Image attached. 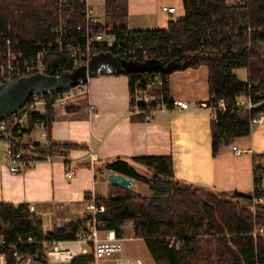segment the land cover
Listing matches in <instances>:
<instances>
[{
    "label": "trees",
    "instance_id": "1",
    "mask_svg": "<svg viewBox=\"0 0 264 264\" xmlns=\"http://www.w3.org/2000/svg\"><path fill=\"white\" fill-rule=\"evenodd\" d=\"M235 1L183 0L184 18L170 21L166 28L134 30L127 24L128 0H105L104 22L93 24L97 31L112 34L118 42L112 47L100 43L98 48L102 50L97 49L96 54L109 52L139 61L155 57L165 63L179 60L182 65L177 69L208 67V106L221 98L229 104L226 113L218 112L217 119L211 120L214 155L235 139L250 135L254 119L264 113V0ZM86 8L87 0H0V49L6 51L12 43L26 60L47 48L49 73H67L74 68L68 46H84L86 42L84 33L77 28L85 20ZM61 21L66 26L61 36L62 49L57 43L59 35L52 31ZM6 60V56L0 57V62ZM242 68L248 74L245 81L235 72ZM126 74L131 92L137 81L147 87L154 77L161 76L163 87L152 85L153 91L161 92L172 103L171 73ZM242 95L257 103L254 109L232 108L235 99ZM54 111L55 103L49 102L45 115L33 112L30 130L43 120L50 134ZM16 142V151H25V157L37 153L39 159L49 155L66 158L72 149L80 147L69 142H24L19 137ZM136 165L145 166L148 174ZM104 171L119 172L148 185L149 193L142 194L133 187L127 189L109 181L110 192L106 196L87 192L85 199L105 206L97 218L118 236L124 237L126 225L131 222L134 235L144 238L156 264H264V232L260 229L264 224V203L257 200L264 197L261 167L255 166L251 193L217 192L181 180L175 175L171 155L115 157L101 166L99 173ZM239 202L244 204L240 206ZM253 206L258 207L256 211ZM87 221L76 219L43 232L41 217L27 203L0 202V235L13 241L33 236L75 239ZM20 248L24 255L36 256L39 264L48 263L43 245ZM93 258L87 254L69 262L92 264ZM19 260L8 254L7 264H22Z\"/></svg>",
    "mask_w": 264,
    "mask_h": 264
},
{
    "label": "crops",
    "instance_id": "2",
    "mask_svg": "<svg viewBox=\"0 0 264 264\" xmlns=\"http://www.w3.org/2000/svg\"><path fill=\"white\" fill-rule=\"evenodd\" d=\"M128 3L127 24L134 30L166 28L186 14L183 0ZM87 5L104 22L105 0H87ZM163 6H174L175 11L168 13ZM235 72L239 79L247 80L246 69ZM208 75L206 65L174 70L170 99L185 100L189 108L160 110L152 119H145L143 114L131 112L129 76L103 69L89 78L86 93L55 103L50 134L42 136L43 128L36 126L20 137L24 142H69L80 147L72 149L69 157L40 160L19 173L0 164V202L27 203L41 217L44 231L79 219L82 209L90 213L89 219L91 200L85 194L106 196L109 190V180L99 176L101 166L115 157L146 155H171L175 175L181 180L217 192L251 193L255 166H264V113L253 123L250 135L233 142L242 153L237 154L230 144L214 155ZM92 105L96 108L91 109ZM37 128L38 137L33 133ZM69 168L76 169L70 178L64 175ZM110 172L103 173L107 177Z\"/></svg>",
    "mask_w": 264,
    "mask_h": 264
},
{
    "label": "built area",
    "instance_id": "3",
    "mask_svg": "<svg viewBox=\"0 0 264 264\" xmlns=\"http://www.w3.org/2000/svg\"><path fill=\"white\" fill-rule=\"evenodd\" d=\"M163 10L168 13L175 11L174 6H163ZM85 20L77 28L85 35V45L74 47L72 44L68 46L70 49L74 64L73 67L87 64L90 59L96 54L100 43H106L112 47L117 41L112 34L105 32H99L93 24L99 23L97 15L87 5L85 11ZM65 23H61L52 28V31L59 35L57 43L62 49L61 36L63 35L66 26ZM105 35H111L112 40L105 38ZM103 43V44H104ZM48 49L44 48L38 50L31 57L26 60H22L24 55L22 52L18 53L13 49L12 43L8 45L6 51L0 49V56H6L7 60L0 62V83H4L6 80H17L23 76H29L35 73H49V67L46 64ZM132 53V51H130ZM19 58V59H18ZM141 82L137 81V85L133 92H131V112L143 114L145 119H152L157 111L160 110H173L176 108L188 109L189 103L182 99L171 100L169 104L164 95L161 92H154L152 85H158L163 87V79L161 76L154 77L153 82L149 83L147 87H141ZM87 92L86 84H78L71 87L69 90L58 93H46V94H34L26 102L25 106L5 117L0 121V164L8 168L12 173H19L23 170L31 168L40 160H51L53 157L46 156L43 159H39L37 153H31V157H25V151L15 150L16 139L22 137L25 133L30 131L31 124L30 118L33 112L40 115L46 114V105L49 102H65L75 96L81 95ZM257 103L253 102L249 96H239L233 102L232 108H246L251 110ZM229 104L224 98L217 101L215 105L209 106L212 111V119H217V113H226L229 109ZM91 109L96 108L94 105ZM259 117L255 118L253 123L259 121ZM36 126L43 128L41 135H48V130L45 127L43 120L36 122ZM21 139V138H20ZM48 142L47 144H49ZM232 149L237 153H242V149L237 147L236 144H232ZM76 174V169H66L64 175L68 178ZM263 200L262 197L257 199ZM90 208L92 209V217H89L86 226L78 231V235L75 239L70 240H49L41 238L40 236H33L27 240L13 241L5 235H0V264H7L8 254H11L14 258H23L21 261L24 264L28 261L31 264V260L36 256H27L21 252V248L24 245L41 244L44 246L43 254L48 263L71 261L75 257L81 255L92 254L94 262L92 264H143L142 261L137 259H131L124 255V238L117 235L114 229H109L106 224L97 218L98 214L105 211L104 205H96L94 200H91ZM261 231L264 232V226ZM101 231L104 232L102 235Z\"/></svg>",
    "mask_w": 264,
    "mask_h": 264
},
{
    "label": "water",
    "instance_id": "4",
    "mask_svg": "<svg viewBox=\"0 0 264 264\" xmlns=\"http://www.w3.org/2000/svg\"><path fill=\"white\" fill-rule=\"evenodd\" d=\"M182 63L172 60L165 63L159 58H149L144 61L124 59L113 53L94 54L87 64L74 67L62 75L35 73L20 77L17 80H6L0 83V121L25 106L34 94L64 92L78 84H86L90 77L98 75L103 69L110 72L138 73L161 72L172 73ZM107 179L124 188H132L135 179L119 172H110ZM23 258H20L21 262ZM24 264H30L26 261Z\"/></svg>",
    "mask_w": 264,
    "mask_h": 264
},
{
    "label": "rangeland",
    "instance_id": "5",
    "mask_svg": "<svg viewBox=\"0 0 264 264\" xmlns=\"http://www.w3.org/2000/svg\"><path fill=\"white\" fill-rule=\"evenodd\" d=\"M231 4L235 3L236 1L235 0H230L229 1ZM105 38L107 39H112L113 37L111 35H105ZM87 84V83H86ZM33 133L35 134L36 137L39 136L40 134V129H36L33 131ZM264 161V160H263ZM262 168V171H261V174H262V183L261 186L264 187V166H261ZM138 170L141 171L142 173H145V174H148V169L143 166V165H138ZM100 178L102 179H106V176L105 174L103 173H100ZM133 188L132 189H135L137 192H140L142 194H146V193H149V188H148V185L143 183V182H139V181H135V184L132 186ZM110 192V189L108 190V193ZM263 200H261L260 202L261 203H264V197H262ZM237 201H241V200H237ZM240 203V206L243 205L244 203L243 202H239ZM257 206H253V210L256 211L257 210ZM91 211V210H90ZM88 214H90L89 212L85 211L84 209H82V214L80 215V218L79 219H87V216ZM92 214V213H91ZM82 216V217H81ZM264 226V224L262 225ZM53 228V227H52ZM133 224L131 222H129L127 225H126V233L124 235V255L127 256V257H130L131 259H137L139 258L143 264H156L155 260L153 257H151V253L145 243V240L143 237L141 236H136L134 235V232H133ZM43 230V229H42ZM256 232H254V235H257L258 231L255 230ZM43 232H45L43 230ZM102 235L104 234L103 231H101ZM31 264H39L37 261H35V259H32L31 260ZM47 264H70V262L68 261H63V262H55V263H47Z\"/></svg>",
    "mask_w": 264,
    "mask_h": 264
},
{
    "label": "bare ground",
    "instance_id": "6",
    "mask_svg": "<svg viewBox=\"0 0 264 264\" xmlns=\"http://www.w3.org/2000/svg\"><path fill=\"white\" fill-rule=\"evenodd\" d=\"M97 30V29H96ZM106 31H107V29H106ZM100 45V44H99ZM101 46V45H100ZM108 46V45H107ZM102 48V47H101ZM108 48V47H107ZM99 49V48H98ZM108 49H110V48H108ZM107 49V50H108ZM99 50H102V49H99ZM112 50V49H111ZM109 51V50H108ZM97 53V52H96ZM23 55H24V53H23ZM25 56V55H24ZM29 56H31V55H29ZM1 57V56H0ZM24 59V58H23ZM125 59V58H124ZM164 95V94H163ZM237 108V107H236ZM254 109V108H253ZM248 110V109H247ZM28 133V132H27ZM48 134H49V131H48ZM47 136V135H46ZM17 143V142H16ZM90 207V206H89ZM21 240H23V239H21ZM45 258V257H44ZM46 259V258H45ZM68 262V261H67Z\"/></svg>",
    "mask_w": 264,
    "mask_h": 264
}]
</instances>
